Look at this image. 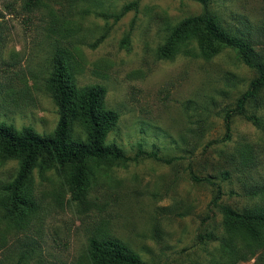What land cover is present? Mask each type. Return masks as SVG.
<instances>
[{
	"label": "rangeland",
	"instance_id": "374dc122",
	"mask_svg": "<svg viewBox=\"0 0 264 264\" xmlns=\"http://www.w3.org/2000/svg\"><path fill=\"white\" fill-rule=\"evenodd\" d=\"M209 1L264 59V0ZM201 11L190 0H0L1 120L41 134L55 129L59 109L47 82L60 47L79 86H106L105 103L120 114L107 141L130 156L142 149L163 158L94 164L81 199L71 197L66 168L36 167L33 204L12 212L2 198L19 159L0 155V264H90L97 235L122 239L147 264H264V244L250 252L235 236L231 261L220 206L211 202L215 184L190 176L218 182V202L238 211L264 203V87L245 105L258 122L235 113L222 139L225 110L256 71L227 47L210 58L196 55L194 42L172 58L158 53L171 26ZM206 231L217 236L200 239Z\"/></svg>",
	"mask_w": 264,
	"mask_h": 264
},
{
	"label": "trees",
	"instance_id": "16d2710c",
	"mask_svg": "<svg viewBox=\"0 0 264 264\" xmlns=\"http://www.w3.org/2000/svg\"><path fill=\"white\" fill-rule=\"evenodd\" d=\"M199 3L202 11L193 17H185L170 27L165 42L158 47L161 58H172L183 44L194 42L196 55L210 58L222 47L236 52L240 62L253 68L257 75L249 81L247 89L235 98V106L224 113L225 132L222 139L230 136L232 116L238 113L253 122L258 117L245 112L246 102L257 95L264 87V59L253 49L250 39L244 38L224 27L219 17L210 9L209 0H190ZM137 2L123 6L122 11L114 14L117 19L135 7ZM48 88L58 105L59 119L55 129L41 134L32 125L21 128L0 119V155L19 159L15 178L5 184L7 190L2 203L14 212L33 204L30 199L28 182L34 168L45 169L58 166L68 172V182L73 199L83 198L88 191L94 164H127L130 159L143 153L163 159L155 150H138L136 157L124 152L116 141H107V135L119 120V112L105 103L107 88L103 84L79 86L68 66L65 52L58 47L53 58ZM81 127L82 134L76 129ZM248 160L247 156L243 157ZM227 173V172H226ZM194 181L207 180L215 184V194L211 198L214 206H220L222 223L229 238L222 240L227 247V255L236 261L238 257L232 243V236L242 240L244 248L253 250L264 244V203H256L241 211L221 204V185L209 176L190 174ZM250 192L256 193L254 189ZM260 192V191H258ZM217 234L206 231L200 239L214 238ZM87 256L90 264H147L128 243L110 235H97L89 239ZM235 256V257H234ZM228 257V258H229ZM221 264V263H220ZM231 264V262H229Z\"/></svg>",
	"mask_w": 264,
	"mask_h": 264
}]
</instances>
